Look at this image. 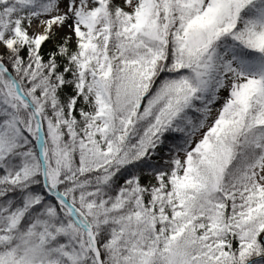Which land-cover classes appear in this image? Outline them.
I'll return each mask as SVG.
<instances>
[{"label":"snow or ice","instance_id":"obj_1","mask_svg":"<svg viewBox=\"0 0 264 264\" xmlns=\"http://www.w3.org/2000/svg\"><path fill=\"white\" fill-rule=\"evenodd\" d=\"M0 264H264V0H0Z\"/></svg>","mask_w":264,"mask_h":264}]
</instances>
